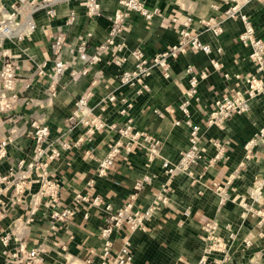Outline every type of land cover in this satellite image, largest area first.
<instances>
[{
	"label": "crops",
	"instance_id": "obj_1",
	"mask_svg": "<svg viewBox=\"0 0 264 264\" xmlns=\"http://www.w3.org/2000/svg\"><path fill=\"white\" fill-rule=\"evenodd\" d=\"M28 1L1 0L0 3L6 11L12 3L21 5L17 18L21 21L27 13L25 4ZM141 1L146 9H157L158 14L146 20L137 12H128L123 31L117 38L125 44L123 54L139 48L150 58L164 50L176 41L180 22L187 16L191 18L190 30L200 41L210 45L211 52L187 50L169 59L167 78L152 68L145 78L149 91L139 96L118 83L120 71L132 66L130 57L116 67L109 61L107 52L85 75L70 74L84 65L77 58L76 46L85 40L86 50L90 52L91 47L105 37L109 16L118 6L117 0H97L100 15L95 18L86 16L84 0H53V17H48L44 10L34 11L30 14L31 30L24 28L20 38L0 40V64L1 55L11 57L18 96L14 109L7 115H0V140L11 137L6 156L0 159V177H5L0 184V237L11 233L8 244H0V264H7L6 258L19 244L26 249L41 247L44 254L39 264H99L98 253L102 246L99 229L106 212L101 207L85 209L74 205V195L98 197L113 212L129 201L134 209H145L163 188L166 189V202L157 203L143 231L129 232L122 228L112 235L111 257L116 255L122 241L128 239L133 264H194L205 246L201 227L213 222L216 234L227 244V231L235 235L230 243L229 261L225 264H264V189L260 201L250 203L248 198L252 183L264 176V144L254 146L249 154L244 148L264 126V95L250 100L245 114L231 116L216 127L205 126L215 100L245 89L234 75H255L247 57L249 48L237 41L242 24L239 19L223 17V10L230 4L228 0ZM69 12H73L74 21L66 27L64 20ZM243 12L250 20L255 36L264 42V0L248 1ZM4 17V13L0 14V19ZM209 18L219 22L221 32L217 37L206 31L200 22ZM57 30L65 31L66 45L61 57L67 69L58 78L55 96L48 98L46 89L53 78L49 45ZM86 33L90 35L86 37ZM216 46H220V54L214 51ZM210 59L218 62L219 69L212 67ZM42 62L45 63L44 73L37 76L36 66ZM188 65L196 73L204 72L196 89L197 101L189 107V121L199 127L203 160L214 159L219 149L220 157L206 169L201 165L192 166L190 175L179 174L168 179L162 172L161 162L175 164L179 153L187 147L188 128L182 123L183 116L177 105L187 86L184 69ZM25 82L29 83L27 89L23 88ZM91 82L94 83L90 85ZM86 90L92 94L88 106L107 125L119 126L123 117L118 115L120 105L117 101L108 104L103 99L112 94L117 100L124 97L130 101L131 125L159 140L158 157L146 162L143 154L135 149L130 154L116 157L106 176L96 177L97 162L105 157L107 145L116 141L117 135L104 129L89 140L73 145L84 129L80 125L67 127L64 121ZM99 106L104 107L103 112L99 111ZM155 110L160 111L162 117L154 114ZM33 120L45 122L49 141L60 139L70 148L61 151L49 166V179L58 185L59 205L47 207L41 200L31 221L26 223L31 207L30 195L38 190L37 179L31 174L24 181L21 193L14 191L13 185L17 163L29 160L31 155L28 136ZM144 176L152 177V180L135 191L134 183ZM215 186L223 188L227 196L223 203L219 201ZM244 206L251 210L247 211ZM64 207L71 208L70 218L64 222L49 219L52 208ZM84 213L87 214L85 219ZM245 241L249 243L247 246ZM219 258L220 255H210L209 261L214 264L213 261Z\"/></svg>",
	"mask_w": 264,
	"mask_h": 264
},
{
	"label": "built area",
	"instance_id": "obj_2",
	"mask_svg": "<svg viewBox=\"0 0 264 264\" xmlns=\"http://www.w3.org/2000/svg\"><path fill=\"white\" fill-rule=\"evenodd\" d=\"M1 1V0H0ZM229 5L223 10L222 14L224 18L239 19L242 24V31L237 36V41L243 46L249 48L247 55L250 63L253 66L255 75L239 76L234 75L235 80L241 81L245 89L243 91H233L230 94H225L215 100L213 103V109L208 114L205 120V126L216 127L221 125L226 119L234 115L245 114L248 111V102L260 95H264V42L255 36L253 27L248 16L243 12L244 5L250 0H228ZM261 1V0H255ZM53 0H29L25 6L26 15L18 21L17 18L22 10V6L16 3L10 5V10L6 11L2 8L0 3V14L4 13L5 17L0 19V27L2 23H10L12 28H8V31L0 35V40L3 38H20L22 30L26 28L31 30L33 24L30 22V14L37 10H44L48 17L54 16V9L52 8ZM118 6L114 9L109 16V25L105 34V37L97 44L91 47V51L86 50V42L82 40L76 46L77 58L83 62V67L77 71H72L71 76L85 75L90 66L97 64L101 61L102 56L105 53L110 54L109 61L116 67H120L127 58L130 57L133 61L130 69H123L118 76V83L120 86H125L133 90L135 96H139L142 93L149 91L145 78L150 74L152 68H156L160 71L164 78L169 76V59L177 57L179 54L185 53L187 50L200 51L208 54L211 52L209 44L199 40L196 33L192 32L189 28L191 18L189 16L180 22V26L176 32V41L165 48L164 50L154 54L152 57L147 58L139 48L131 49L127 51V54H123L125 44L122 40H117L120 37L125 19L129 11L139 13L144 19L148 20L153 15L158 14L157 9H146L141 0H117ZM85 14L88 18H95L100 15V6L97 0H84ZM216 8L215 5H211ZM174 20V18H172ZM74 21L73 12H69L64 20V26L69 27ZM204 29L208 31L213 37H217L221 32V27L218 21L213 18L200 20ZM90 34L86 33V37ZM65 31L57 30L54 33L53 40L49 45L50 52L52 54L51 73L53 78L47 85L46 94L48 98L55 96V90L58 78L67 69L66 62L62 59L61 54L66 45ZM214 51L217 54L221 53L220 46H216ZM2 60L0 64V115H7L11 112L17 101L18 96L15 91V83L17 81L14 63L11 57L7 54L1 55ZM210 64L213 68L219 69V64L216 60L210 59ZM45 63L42 62L36 66V75L42 76L44 73ZM187 73V86L182 92L181 100L177 105V110L183 116L182 123L188 128L187 147L184 151L179 153L178 160L175 164H170L167 161H162L160 167L163 174L168 178L179 174L190 175L189 169L192 166L201 165L202 169L210 167L216 160L219 159L220 149L215 155L214 159L210 161H204L199 147L200 134L199 127L192 125L189 121V107L192 102H196V89L201 78L204 77V72H194L188 65L184 69ZM224 77H228L226 73L222 74ZM94 83L91 82L90 85ZM29 83L25 82L23 88L27 89ZM92 94L90 90H86L75 101L74 108L70 115L65 119L67 127H76L80 125L83 127V135L79 137L73 145L84 140H89L96 132L104 129L114 131L117 135V140L107 145V153L105 157L97 162L96 177H104L113 165V161L119 155H127L132 153L135 149L140 151L146 162H151L154 158L158 157V151L160 148L159 140L151 137L144 131L136 130L131 125V118L128 115V111L132 108V104L127 99L119 98L118 100L112 94L107 95L103 100L108 104L118 102L120 109L118 115L123 117V122L117 126L114 124L107 125L99 115H94L93 108L88 106V100ZM100 112L104 111V107H98ZM158 117H162L160 111H154ZM174 124H177L175 122ZM31 133L28 138L32 145V151L29 160H21L17 163L16 172L14 173V191L21 193L24 187V181L34 174L37 183L38 190L36 193L30 195L31 207L29 210V217L25 220L26 223L31 221V217L34 215L36 208L41 200L44 201V205L49 207L50 205H59L58 199V185L55 181L49 179V166L54 159H56L61 151L68 150L70 145L63 140L56 139L49 141V129L44 121L33 120L30 122ZM11 142V137H4L0 140V159L6 156V147ZM264 144V126L260 128L256 134L252 136L250 140L244 145L246 152L249 154L250 150L256 146ZM24 170V171H22ZM11 172V170H9ZM152 180V177L144 176L140 180L136 181L133 185V189L139 190L144 185H147ZM5 181V177H0V184ZM264 189V176L254 181L248 190V198L250 203H256L260 201L261 194ZM214 190L219 195L220 203H223L227 196L224 193L223 188L215 186ZM166 189H161L155 197L153 203L147 206L145 209H134L131 202H127L121 205L117 210L111 212L110 206L104 203L98 197L89 198L83 194H75L72 202L76 206L83 208L95 207L102 208L106 212V216L102 221V225L99 229V236L102 240V246L98 253L100 260L99 264H133L132 256L130 253V246L128 239L122 241V245L117 251L115 256H110L109 250L111 247V237L116 234L122 228L129 232L143 231L146 221L150 219L157 203L164 204ZM245 207V206H244ZM247 211L250 208L245 207ZM72 216L71 208H52L49 214V219L54 222H64ZM87 217V214H83V219ZM205 246L202 250L200 257L194 264H211L209 261L210 255H220V258L213 261L214 264H225L229 261V248L230 243L234 239L233 232L227 231L228 243L217 236L216 224L208 223L202 227ZM11 233H6L0 237V244L6 246L10 240ZM247 241L244 245H248ZM44 254V250L41 247H35L32 249H26L23 245L19 244L6 258L7 264H39L40 257ZM88 262V261H86Z\"/></svg>",
	"mask_w": 264,
	"mask_h": 264
},
{
	"label": "bare ground",
	"instance_id": "obj_3",
	"mask_svg": "<svg viewBox=\"0 0 264 264\" xmlns=\"http://www.w3.org/2000/svg\"><path fill=\"white\" fill-rule=\"evenodd\" d=\"M8 28H12V25L10 23H2L0 27V35L6 33L8 31Z\"/></svg>",
	"mask_w": 264,
	"mask_h": 264
},
{
	"label": "rangeland",
	"instance_id": "obj_4",
	"mask_svg": "<svg viewBox=\"0 0 264 264\" xmlns=\"http://www.w3.org/2000/svg\"><path fill=\"white\" fill-rule=\"evenodd\" d=\"M218 236V235H217ZM220 237V236H219Z\"/></svg>",
	"mask_w": 264,
	"mask_h": 264
}]
</instances>
